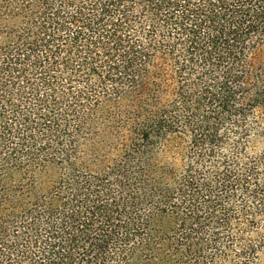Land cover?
Returning a JSON list of instances; mask_svg holds the SVG:
<instances>
[{"label":"trees","instance_id":"16d2710c","mask_svg":"<svg viewBox=\"0 0 264 264\" xmlns=\"http://www.w3.org/2000/svg\"><path fill=\"white\" fill-rule=\"evenodd\" d=\"M264 0H0V264H261Z\"/></svg>","mask_w":264,"mask_h":264},{"label":"rangeland","instance_id":"374dc122","mask_svg":"<svg viewBox=\"0 0 264 264\" xmlns=\"http://www.w3.org/2000/svg\"><path fill=\"white\" fill-rule=\"evenodd\" d=\"M261 264H264V253L261 255Z\"/></svg>","mask_w":264,"mask_h":264}]
</instances>
